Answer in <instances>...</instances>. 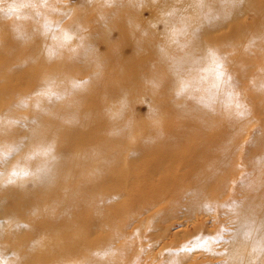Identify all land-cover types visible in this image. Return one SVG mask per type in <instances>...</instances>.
<instances>
[{
    "label": "rangeland",
    "instance_id": "rangeland-1",
    "mask_svg": "<svg viewBox=\"0 0 264 264\" xmlns=\"http://www.w3.org/2000/svg\"><path fill=\"white\" fill-rule=\"evenodd\" d=\"M142 3L29 0L24 6L18 0H0V173L5 171L3 166L9 164L11 170L23 157L24 169L34 162L38 168L44 157L59 160L51 190L44 184L37 186V202H47V207L36 216L29 215L36 221L26 223L25 217L19 228L16 221L6 224L11 230L6 240H0V248L10 254L0 255L5 264H226L225 252L231 247L227 241L238 231L235 241L245 237L238 218L243 216V204L250 203L254 188L264 192V21L245 18L244 35L225 44V55L211 53L231 62L223 70L240 74L237 82L222 86L220 78L210 74L206 85L207 81L188 79L191 72L170 73L169 65L149 45L138 49V40L153 38L162 44L166 39L153 37V32L161 33L165 27L162 21H152V8ZM89 43L92 54L84 57ZM177 54L171 51V57ZM173 78L183 80L173 86ZM27 89L29 93L22 96ZM214 90L220 91L221 98L212 100V105L225 110L230 108L227 100L238 99L237 109L249 108L250 113L222 117L206 112L195 117L197 97ZM124 93L127 98L122 97ZM36 100L37 117H24ZM123 100L129 106L115 123L108 124V131L89 120L93 114L100 119L116 117L113 109ZM182 102L195 105L187 114L193 117L176 111ZM106 106L111 110L104 112ZM92 107L101 108L88 113ZM232 117L238 121L235 126L215 129V121L229 123ZM197 119H206V124L201 123L205 134L177 138L179 144L174 146L179 145V150L173 158L156 163L154 155L146 152L157 146L151 140H167L175 126L185 121L195 130ZM34 120L42 136L37 155L30 156L24 152L23 133L31 131ZM116 133L123 135H108ZM222 134L234 140L225 142ZM215 136L219 145L215 153H208L206 162L176 155L180 148L207 143ZM170 146L158 144L164 150ZM45 151L52 154L46 156ZM221 152L228 155L230 173L216 186L214 182L208 186L214 190L199 194L196 183L201 175L220 172ZM257 158L262 164H256ZM25 185L31 188L32 181ZM86 188L97 199L90 209L89 198L84 199ZM215 194L221 195L216 201ZM53 198L62 202L68 198V207L52 203ZM77 201L80 204L73 210ZM195 204L201 206L194 208ZM175 225L183 229L172 228L175 234L169 235L166 230ZM201 239V245L193 247Z\"/></svg>",
    "mask_w": 264,
    "mask_h": 264
},
{
    "label": "bare ground",
    "instance_id": "bare-ground-1",
    "mask_svg": "<svg viewBox=\"0 0 264 264\" xmlns=\"http://www.w3.org/2000/svg\"><path fill=\"white\" fill-rule=\"evenodd\" d=\"M19 1H21V4H23L24 6L27 5L29 2V0L27 1L18 0V2ZM142 1H143L142 3L143 5L152 8L153 10L152 21H154L155 24H157L159 21H162L165 27L164 31L161 33L153 32V37L163 36L166 39L165 42L162 44L155 43L153 38H150L146 41L138 40L135 42L137 46H139L138 49H140L142 46L149 45L154 51V53L160 56L162 58V61L169 65L168 67L170 73L181 72L187 75L188 72H191L193 76L188 77V79L196 83L206 82L208 80L207 77L210 74L219 77L220 81L218 82H221L220 84L222 86H228L226 84L229 83L235 84L237 82V80L240 78V74L238 73L232 74L231 70H227V69L223 70V67L231 65V62L229 63V61H227L225 63V60H223L219 54L212 55L211 53L218 51L225 55V53L223 52L226 46L225 44L226 43L229 44L230 42L233 43L235 39H239L241 36L244 35L243 31L246 30V27H244L245 18L249 17L252 20L255 19L257 23H260V21H264V0H150V1L142 0ZM154 18L157 19L154 20ZM139 29L143 30L141 27H139ZM185 33H189L190 37L189 38L183 37L182 34ZM156 39L158 38L156 37ZM103 40L107 41L106 38H104ZM232 46L234 47L237 45H232ZM90 48H92V44L90 47V43H89V45H87V49H88L87 52L83 54L84 57L92 54V52L89 50ZM171 51H175L178 53L177 55L174 56L176 58L171 57ZM213 59L214 61H212ZM236 60H238V58ZM134 70L139 71V69H134ZM93 78L91 79L92 81H94ZM186 78L187 77H185V79ZM173 80H174L173 86H179L183 78L181 79V81L180 78H173ZM207 84H209L208 81L206 82V85ZM198 86L202 87L200 85ZM219 86L211 85V88L212 87L215 88ZM91 87L95 88V85ZM29 91H30L29 89L21 91V95L24 96V94L29 93ZM219 93L220 91L214 90L212 94L211 91H209V94L197 97L199 100L197 101L196 106L199 114L195 115V117H201L202 115H206V112H211L212 114L215 115L220 113L222 117H230L231 114L238 115V114H246L248 112L250 113L249 108L243 109L244 111L241 109L240 110L237 109L236 105L239 102L238 99L230 102H228L227 100L225 103L230 104V108H226L225 110L221 109L222 107L212 105V100H217L221 98V95H219ZM122 97L127 98V94L124 93ZM33 102L34 103L32 107V112L24 115V117H28L29 115L30 117H37V100ZM178 105L179 106H177V110H176L178 113L184 114L186 115V117L189 116L193 117L191 116L193 113H191L190 115L187 114L189 113V111H193V109H195L193 108L195 107L194 104L184 105V102H182ZM182 105H184V107H182ZM116 106L117 107L113 109V112L116 117H113L112 119L111 118L100 119V118H96L93 114L92 116L89 115L90 117L89 120L93 119L97 127L101 129H105V131H108L109 130L107 128L108 124L115 123L118 120V118L122 116L121 113L123 112L121 110L126 109V107L129 106V103L126 100H123L118 102ZM100 108L101 107H98V109L96 110H99ZM34 109L36 110L34 111ZM96 110H93L92 107L90 110H88V113H96L97 112ZM109 110H111L110 107L108 106L104 107V112H108ZM5 117H8V115H6ZM206 119L204 120L197 119L193 124L197 123L199 127H197L195 130H192L191 124L188 121L187 122L185 121V123H183L182 125L175 126V129L177 128V131L174 129V133H176L175 135H173L174 133H172L167 140H161V138H157L158 141L156 140L155 143L153 140H151L150 143L156 144L157 146H154L155 148L153 147L151 149H148V151L146 152L148 154L154 155L153 160L156 163H163L166 160L173 158L175 156V150L176 149L179 150V145L174 146L175 144H179L180 140H178L177 138H182L184 135L188 133L192 136L201 137V135L205 134L203 133L204 126L201 125V123L204 122L206 124ZM237 122H238L237 119L235 118L233 119L232 117L229 123L226 120L224 123H218L215 121L214 127L217 131L220 130L223 131L226 130L227 126H232V127L235 126ZM21 124L23 123L20 122L19 125ZM12 134L17 135L16 132ZM23 135L25 137V142L23 143L24 152L26 151L30 156H34V155L36 156L37 141L38 140L40 141L42 136L40 133L37 132L36 120H34L33 122V127L31 131L28 130L25 133H23ZM108 135L117 138L122 136L123 134L116 133V134H108ZM217 135L219 136V134ZM222 138L225 140V142L227 140L229 141L234 140L233 139L234 137L229 136L228 134L227 135L222 134ZM165 142L171 144L169 149H165V150L159 149L158 144L160 143L161 145H163L165 144ZM238 144L239 143L236 141L235 145L237 146ZM242 144H246V143L243 141ZM218 145H219L218 138L215 136V138L207 139V143H199L195 145H189L190 147L187 146V148L186 147L180 148V150L182 151L180 152L176 151V155L184 154L186 157H192L188 159L189 161L196 160V158L200 157L203 158V162H206L208 153L211 152L215 153L217 150L216 147ZM46 153L47 152L45 151L44 154ZM225 153L226 152L224 153L221 152V160H219L221 162V165H218L220 167V172L216 170V172H213L211 174L208 173V174H204V176L201 175L202 179H199L197 181L196 184L199 186L201 190V193L199 194H203L202 191L204 190L205 192L207 190H212V189L214 190V188L208 187L212 182H214L216 186L218 182H221L227 178L228 174L231 171V167L228 163V159H229L228 155ZM47 154H49L50 156L52 152H49ZM46 158L47 157L41 159V163L39 164L38 168H37V163L35 162L30 163V167L28 168L26 167V169L22 168L24 167V157L21 159L19 163H16V165L13 166L11 170L9 167H7L9 164L3 166L5 171L0 173V179L3 181L2 182L3 185L1 184L3 186V191L0 193V240L2 239L6 240L7 234L11 230V228H8L6 226V224L9 221L18 222L16 223V227L19 228V223H20L19 221L27 217L28 219L25 222L32 224L36 220L31 219L29 215L31 216V214H34L36 216V212L40 208L47 207L46 205L47 202L44 201H41L43 203L37 202V198H36L37 186L40 184H44L46 185V189L49 188V190H51V187L53 186L55 181L54 174L58 170L59 160L53 157V155L50 156V158H48L47 161ZM256 164H262L260 158H257ZM10 171H17L21 174L16 176H13L12 174L9 175ZM243 176H244L243 173H241L240 178H242ZM104 178L102 180H104ZM205 178H210L209 180L211 179L213 180L207 181ZM27 180L32 181L31 188L26 187L25 183ZM257 189L258 191L254 188L255 194L251 196L250 203L246 205L243 204L245 207L243 210L244 213L242 214L243 215L242 218L238 217L240 219L239 226L242 227L244 231L247 232L244 233L245 237H243L240 241L238 240L235 241L236 238L238 237V233H239L238 231V233L233 235L232 238L227 241L229 242V244L231 243V247H229L230 250L228 248V251L225 252L226 256L229 255V261L226 264H264V207L262 206V204H264V197H263L264 192H262L263 190H261L260 187H257ZM209 196H212L211 193ZM214 196L216 201L221 195L215 194ZM88 198H89V201H87L88 206L97 205L96 202L97 199L96 198L93 199V195L89 194L86 188L84 192V199L87 200ZM63 199L64 201L62 202L60 199L53 198L52 203L54 201L56 203H62L63 205H65L68 198L67 199L63 198ZM183 202H185V200ZM253 202L259 205V208L253 206L252 205L254 204ZM211 203L213 204L214 201H212ZM79 204L80 202L78 201L75 202V205H72L73 210ZM193 206L194 208H197L200 207L201 205L195 204ZM225 207L230 208L231 206L226 205ZM189 210L190 209H188V211ZM23 213H25V215L22 218ZM97 215H100L99 211H97ZM69 216L70 218L72 217L71 214H69ZM235 219L233 218V220ZM89 220L91 222L92 219ZM172 228L175 229L179 228L180 230L183 229V227H181L180 225H175L172 227L170 226V228L166 230V232H168L169 235L175 234L172 233V231L174 230ZM20 234L25 235L22 231L20 232ZM232 243L234 244L232 245ZM1 254H3L4 258L9 257L10 255L9 251L7 249L4 250L3 248H0V255ZM221 258H223V256ZM0 264H5L4 260H2L1 257H0Z\"/></svg>",
    "mask_w": 264,
    "mask_h": 264
},
{
    "label": "snow or ice",
    "instance_id": "snow-or-ice-1",
    "mask_svg": "<svg viewBox=\"0 0 264 264\" xmlns=\"http://www.w3.org/2000/svg\"><path fill=\"white\" fill-rule=\"evenodd\" d=\"M20 174H21V173H19V172H17V171H13V173H12L13 176L20 175ZM201 243H202V239H201V240H198V241H195V242L193 243V247H198V246L201 245Z\"/></svg>",
    "mask_w": 264,
    "mask_h": 264
}]
</instances>
